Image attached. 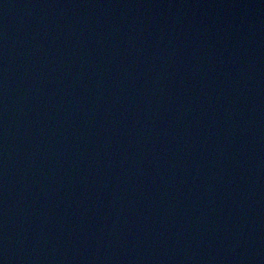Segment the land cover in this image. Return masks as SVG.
Returning a JSON list of instances; mask_svg holds the SVG:
<instances>
[{"label":"water","instance_id":"obj_1","mask_svg":"<svg viewBox=\"0 0 264 264\" xmlns=\"http://www.w3.org/2000/svg\"><path fill=\"white\" fill-rule=\"evenodd\" d=\"M0 264H264V0H0Z\"/></svg>","mask_w":264,"mask_h":264}]
</instances>
